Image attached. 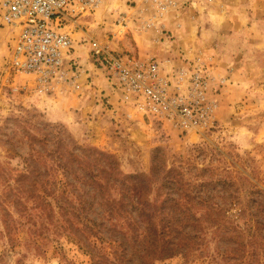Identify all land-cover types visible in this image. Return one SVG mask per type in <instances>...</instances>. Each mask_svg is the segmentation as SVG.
Returning <instances> with one entry per match:
<instances>
[{
	"label": "rangeland",
	"instance_id": "obj_1",
	"mask_svg": "<svg viewBox=\"0 0 264 264\" xmlns=\"http://www.w3.org/2000/svg\"><path fill=\"white\" fill-rule=\"evenodd\" d=\"M187 1L184 9L164 16L171 37L161 42L155 40L160 36L154 30L136 32V25L148 14L136 8L141 6L138 0L107 2L90 19L87 35L73 36L84 70L81 77L44 92L34 87L31 77L8 69L10 35L1 30L0 138L7 141L14 135V120L37 117L35 126H62L81 146L114 155L126 174L148 173L153 151L161 149L169 157L191 160L199 168H214L219 178L229 175L240 189L234 217L241 226L239 243L247 246L244 251L250 250V255L240 253L236 261L220 257L190 264H264V0ZM119 14L133 20L124 29L125 37L114 26ZM108 36L114 49L119 44L125 51L134 50L137 57H155L164 64L165 73L187 64H203L210 92L218 102L214 127L202 135L183 134L142 118L123 103L94 66L90 47L81 39L106 43ZM3 145L0 143V167L9 172L22 169L21 159H11ZM26 150L22 146L19 152L24 155ZM8 221L25 223L15 213ZM23 225L17 224L9 235L0 223V264H93L67 238H44ZM214 249L215 245L211 254ZM226 249L224 245L221 251ZM159 264L184 263L176 258Z\"/></svg>",
	"mask_w": 264,
	"mask_h": 264
},
{
	"label": "trees",
	"instance_id": "obj_2",
	"mask_svg": "<svg viewBox=\"0 0 264 264\" xmlns=\"http://www.w3.org/2000/svg\"><path fill=\"white\" fill-rule=\"evenodd\" d=\"M36 118L14 120V135L0 138L10 158L23 164L12 172L0 167V223L9 235L23 225L8 221L15 213L31 234L65 237L93 264L250 255L239 243L240 189L233 177L219 178L216 169L161 149L153 151L148 173L126 174L114 155L81 146L62 126H35Z\"/></svg>",
	"mask_w": 264,
	"mask_h": 264
},
{
	"label": "built area",
	"instance_id": "obj_3",
	"mask_svg": "<svg viewBox=\"0 0 264 264\" xmlns=\"http://www.w3.org/2000/svg\"><path fill=\"white\" fill-rule=\"evenodd\" d=\"M111 0H0V31L9 36L7 65L18 75L31 77L41 92L77 81L84 70L74 46V34L87 35L90 19ZM140 13L148 11L136 32L154 30L157 42L168 41L163 18L186 7L187 0H138ZM141 15V14H140ZM131 18L119 14L114 26L127 32ZM138 19V18H137ZM87 37V36H86ZM81 37L90 47L93 64L111 90L142 118L169 125L183 134L202 135L215 125L218 102L201 63L164 72L155 57L140 58L131 51H116L96 38ZM157 37V36H156Z\"/></svg>",
	"mask_w": 264,
	"mask_h": 264
},
{
	"label": "crops",
	"instance_id": "obj_4",
	"mask_svg": "<svg viewBox=\"0 0 264 264\" xmlns=\"http://www.w3.org/2000/svg\"><path fill=\"white\" fill-rule=\"evenodd\" d=\"M111 43L112 42L109 41L110 47H111ZM115 46H116V49H115L116 51L120 50V52H122V51H125L126 50V49L121 48L119 44H115ZM111 48L114 49L113 47H111Z\"/></svg>",
	"mask_w": 264,
	"mask_h": 264
}]
</instances>
